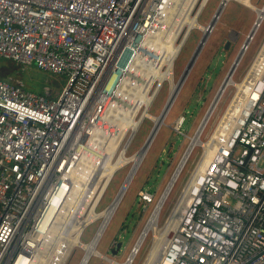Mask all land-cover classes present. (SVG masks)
Wrapping results in <instances>:
<instances>
[{
  "label": "built area",
  "instance_id": "built-area-1",
  "mask_svg": "<svg viewBox=\"0 0 264 264\" xmlns=\"http://www.w3.org/2000/svg\"><path fill=\"white\" fill-rule=\"evenodd\" d=\"M228 1L201 25L208 0H0V58L63 78L54 97L0 79V264H67L76 248L86 264L80 238L98 219L84 245L95 241L91 255L119 263L95 249L111 217L105 224L98 214L115 201L96 209L116 171L132 163L133 178L139 167L131 160L142 147L127 150L161 86L171 85L157 76L166 69L157 59L177 27L180 50L193 29L210 34ZM240 85L204 142L199 135L174 218L157 231V254L148 250L140 264H264V41ZM183 123L179 115L172 129L186 137Z\"/></svg>",
  "mask_w": 264,
  "mask_h": 264
},
{
  "label": "rangeland",
  "instance_id": "rangeland-1",
  "mask_svg": "<svg viewBox=\"0 0 264 264\" xmlns=\"http://www.w3.org/2000/svg\"><path fill=\"white\" fill-rule=\"evenodd\" d=\"M219 1L220 0H208V3L198 18L199 24L205 25L209 22L218 7ZM263 1L264 0H249V3L260 7ZM255 18V11L246 8L233 0L227 2L215 25L213 33L208 37L204 47L194 62L181 90L161 124L156 136L152 140L146 155L137 168L128 188L121 197L116 209L110 217V221L97 242L95 248L99 254L106 255L109 258L114 257V260L121 264L126 262L130 250L135 245L141 232L151 218L157 201L163 190L166 188L185 149L189 145L191 138L194 136L200 121L215 97L222 80L249 34ZM228 30H232V32L227 33ZM201 36L202 33L198 30L193 29L190 32L173 64L174 83H177ZM224 38L229 42L226 49L224 48V44L221 45ZM263 41L264 20L257 29L253 40L250 41L248 50L246 49L244 52L239 66L233 74V82L241 81L253 62ZM7 72H14L15 77L22 81L28 90L39 94H44L43 91L45 85H49L52 82H57L58 84L63 82L61 76H52L50 73L39 70L34 66L24 67L10 60L0 58V74ZM168 91L169 85L167 82H164L149 110V114L153 117H157L162 111L167 100ZM234 93L235 88L233 85L227 86L220 102L211 114L208 123L202 131L203 135L200 137V141L204 142L208 137L212 128L225 111ZM179 115L184 117L181 133H184L186 137L172 129L174 120ZM152 127L153 122L150 120L144 119L141 122L127 150V156L137 152L142 147ZM200 134L202 133L200 132ZM199 144L191 149L189 156L184 163L185 165H183L177 176V180L173 184L166 201L161 207L156 224L157 230L162 228L166 218L171 214L177 202V198L180 195V191L198 156L201 154V147ZM131 167L132 163H128L126 167L114 173L103 197L98 203L96 209L97 213L102 212V210L108 208V206L113 203ZM139 190L151 195L149 203H146L137 197V192ZM100 224L101 219H98L86 226L80 241L83 244L89 243L93 239ZM153 234V231L148 232L133 264H140L145 257L152 244ZM113 241L116 243L114 254L109 250ZM118 244L120 245L119 248H117ZM82 255L83 252L76 248L67 264H78ZM87 264L109 263L91 255Z\"/></svg>",
  "mask_w": 264,
  "mask_h": 264
},
{
  "label": "bare ground",
  "instance_id": "bare-ground-1",
  "mask_svg": "<svg viewBox=\"0 0 264 264\" xmlns=\"http://www.w3.org/2000/svg\"><path fill=\"white\" fill-rule=\"evenodd\" d=\"M239 2H240V4H241L242 6L248 8V9H250V10H252V11H255L256 16L258 15V18H259L258 21H257V24H258V25H256V26L254 27V29H253V31L255 30V32H254V34L252 35V38H251V40H250V41H252L253 38H254V36H255V33H256L257 29L260 27V24H261L262 21L264 20V7L256 8V6L251 5V4L249 3V0H239ZM183 20H184V23H185V22H188V23H190V24H194V23H195V22H194V21H195V18H191V17L189 18V17L186 16L185 18H183ZM178 30H179V27H177L176 30H174L173 34L170 35L169 44L166 46V50H165L164 52H162V53H161V56L159 57V59H157V61H158V68L161 67V66H163V65H166V69H165V71H158V72H157V76H159L160 80H161L162 78H168L169 81H170V84H171L170 87H169L168 96H167V100H169V105H170L169 110H170L172 104L174 103V101H175V99H176V97H177V95H178V93H179V91H180V90H178V89L176 88V84H177V83H174V81H172V79H171L172 63H173V61H175V60L177 59V57H178L177 54L180 53L179 51H181V50H180V48H181V44H177V43H175V41L177 40ZM247 50H248V48H247ZM178 55H179V54H178ZM238 66H239V64H238ZM238 66H237V67H238ZM237 67H236V68H237ZM232 78H233V75L231 76V79L227 82V85H226L225 89L227 88V86H229V85H233V87H234L235 89L238 88V89L240 90V89L242 88V86L240 85V82H233V81H232V80H233ZM150 83H151V82H149L146 86H138V89L148 91V90H149V87H150ZM225 89L217 95L216 99L214 100V102H213V104H212V107L210 108V110L208 111V113H207V115H206V118L204 119L202 125L200 126V128H199V130H198V133H197V135H196V137L191 138V144H190V147H189L188 151L186 152L185 156L183 157L181 163L179 164V167H178V169L176 170L174 176L172 177L171 181L169 182L168 187H167L165 193L163 194V196L161 197L160 202L158 203V205H157L155 211L153 212L151 218L149 219L148 224H147L145 230L143 231V233H142V235H141V238H140L138 244L136 245V247H134L135 249H134L133 254L135 253V251H136L137 248L139 247V244H140L141 242H143V239L147 236L148 232H151V231H153V233H154V234H153V238L155 239V241H154L152 247L149 249V250H150L149 253L151 254V256H155V255L157 254V252H158V250H159V248H160V245H161V242H160V240H159V239H160V236H158L157 231H159V230H161V229H158V230H157L156 224H157V220H158V216H159V212H160V210H161V207H162V205L164 204V202L166 201V198H167L169 192L171 191V189H172V187H173V184H174L175 181L177 180V176H178V174L180 173V171H181L183 165H185L184 163H185V161L187 160V158H188V156H189V153H190L191 149H192L193 147H195L197 144H199L198 135H199L200 132L203 131V129L205 128L206 124L208 123V120H209L211 114L213 113V111L216 109L218 103L220 102V99H221V97H222V95H223ZM149 100L151 101L152 99H149ZM167 100H166V101H167ZM146 105H147V102H146ZM169 110L166 112V115L168 114ZM135 111H136V108H134V110L132 111V113L134 114ZM144 112H145V111H144ZM165 117H166V116H165ZM147 118H148L150 121H152L153 124H155V123H160V119H158V117H153L152 115H150V114H148V113H147ZM164 119H165V118H164ZM163 121H164V120H163ZM136 127H137V123L134 124V129H133V131L136 129ZM150 132H151V131H150ZM150 132H149V133H150ZM156 134H157V132L153 131L152 134H151V137H150L149 141H150L151 139L153 140L154 137L156 136ZM148 135H149V134H148ZM146 139H147V138H146ZM152 140H151V142H152ZM149 141H148V142H149ZM148 142L146 143L144 149H143L142 151H140V153H138L136 156H134V157L132 158L131 161H134V163H135V167H134V169H135L138 165H140V160L143 159L144 154L147 152L148 148L150 147L151 142H150V143H148ZM116 165H119V164H117V163H114V164H107V166L105 167V169H104L103 172H102L103 175H106V174H107V176L109 177V175L112 173V171L116 168ZM131 177H132V176H130V178H129L130 180H132ZM128 183L130 184V181H129ZM128 183H126V185H125L124 188L122 189L120 195L123 194V191L126 189ZM148 199L150 200V199H151V196H149ZM179 199H180V198H179ZM117 201H118V200H116V202H115L111 207H109L106 211H104L103 213H101V215L98 214V216H104V218H105V224H106L107 220L109 219V217L112 216L114 210L116 209V207H117V205H118V204H116ZM118 203H119V202H118ZM175 206H176V204H175ZM175 206H174V208H175ZM174 208H173V209H174ZM173 212H174V210H172V212H171V216L169 217V218H171V220H173V218H174V215H172ZM90 216H94L92 210L90 211ZM96 216H97V215H96ZM105 224H104V225H105ZM162 227H163V226H162ZM157 239H158V240H157ZM72 240H73L74 243H77V238H76V237H75L74 239H72ZM94 244H95V241L92 242V243H90L89 245H84V244H82L83 248H84L85 251H86V254H85V257H84V262L90 257L91 254H95V253H96L95 250H94ZM140 245H141V244H140ZM133 254L129 257V259H128L126 262H124V263H122V264H129L130 260L134 259V257L136 256V255L134 256ZM115 264H121V263H115Z\"/></svg>",
  "mask_w": 264,
  "mask_h": 264
},
{
  "label": "water",
  "instance_id": "water-1",
  "mask_svg": "<svg viewBox=\"0 0 264 264\" xmlns=\"http://www.w3.org/2000/svg\"><path fill=\"white\" fill-rule=\"evenodd\" d=\"M262 7H264V4H263ZM220 13H221V11L219 10V11H217L216 14L213 16L212 21L210 22V27H211V28L214 27V25H215V23H216V21H217L219 15H220ZM258 19H259V18H258V15H257L256 18H255V21H254V23H253V26H252V28H251V30H250V32H249V34L247 35V37H246V39H245L243 45L241 46L239 52L237 53V55H236V57H235V59H234L232 65H231V67L229 68L227 74L225 75L224 79L222 80V82H221V84H220V86H219V88H218V90H217V92H216V94H215V97L213 98V100H212V102H211V104H210L208 110L206 111L205 115L203 116L202 120L200 121L199 126L197 127V129H196V131H195V133H194V136H193L192 138L196 137V135H197V133H198V130H199L200 126L202 125L204 119L206 118V115H207L208 111H209L210 108L212 107V104H213L214 100L216 99L217 95L225 89V87H226V85H227V82L231 79V76L234 74V72H235V70H236V67H237L238 64L240 63V61H241V59H242V57H243V55H244V52H245V50L247 49V47H248V45H249V43H250V40H251V38H252V35H253L254 32H255V30L253 31V29H254V27H255L256 25H258V24H257ZM211 28H210V29H211ZM208 36H209V32H208V31H206V32L201 36V38H200V40H199V42H198V44H197V46H196V48H195V50H194L192 56H191V58L189 59L187 65L185 66V69L183 70V72H182L180 78H179L178 81H177L176 88H177L178 90H180L182 84L184 83V81H185V79H186L188 73L190 72V70H191V68H192V66H193V64H194V62L196 61V59H197L198 55L200 54V52H201V50H202L204 44L206 43V41H207V39H208ZM228 45H229V42L226 43V45H225V49L228 47ZM58 87H59L58 84L55 85V88H56V89H57ZM169 107H170V105H169V100H167L166 103H165V105H164V107H163V109H162V111H161L160 114L157 116L158 119H160V123H155V124H153V127H152V129H151V132L149 133V135H148L147 139L145 140L144 144L142 145L141 151L144 149L146 143L149 141L152 132H153V131L157 132L158 129L160 128V126H161V124L163 123V120H164V118H165V116H166V112L169 110ZM199 134H200V133H199ZM198 139H199V135H198ZM151 140H152V139H151ZM151 140H150L148 143H150ZM190 144H191V140H190L189 145H188L187 148L185 149V151H184V153H183V156L181 157V160L179 161V163H178L176 169L174 170V172H173V174H172V176H171L169 182L171 181L172 177L174 176L176 170H177L178 167H179V164L181 163V161H182L183 157L185 156L186 152L188 151V149H189V147H190ZM128 175H129V174H128ZM127 178H128V179H127ZM127 178H126L125 182L121 185V187H120V189H119V191H118V193H117V195H116V198L114 199L115 202H116V200H118L116 204H118V202L120 201V199H121V197H122V195H120L122 189L124 188V186L126 185V183H128V181H129V177H128V176H127ZM169 182H168V184H169ZM168 184H167L166 188L163 190V192H162V194H161L159 200L157 201V204L155 205V208H154L153 212L155 211V209H156L158 203L160 202L161 197H162L163 194L165 193V191H166V189H167V187H168ZM127 186H128V185H127ZM126 188H127V187H126ZM123 192H124V191H123ZM114 201H113V202H114ZM119 247H120V245L118 244L117 248H119ZM114 252H115V251H113V253H114Z\"/></svg>",
  "mask_w": 264,
  "mask_h": 264
},
{
  "label": "trees",
  "instance_id": "trees-1",
  "mask_svg": "<svg viewBox=\"0 0 264 264\" xmlns=\"http://www.w3.org/2000/svg\"><path fill=\"white\" fill-rule=\"evenodd\" d=\"M0 79L14 83V84H19L21 87L27 89L25 84L15 77L14 72H11V73L7 72L4 74H0ZM55 85H57V82H52L49 85H45L44 91H43L44 95L48 97H54L58 90L55 88Z\"/></svg>",
  "mask_w": 264,
  "mask_h": 264
},
{
  "label": "crops",
  "instance_id": "crops-1",
  "mask_svg": "<svg viewBox=\"0 0 264 264\" xmlns=\"http://www.w3.org/2000/svg\"><path fill=\"white\" fill-rule=\"evenodd\" d=\"M240 4V3H239ZM263 4H264V1H263V3L261 4L262 6H263ZM260 5V7H257V8H261L262 6ZM223 11V10H222ZM222 13V12H221ZM221 13H220V15H221ZM220 17V16H219ZM218 20H219V18H218ZM218 20L216 21V23L218 22ZM216 23H215V25H216ZM254 23V22H253ZM252 23V24H253ZM215 25H214V27H213V29H212V31H211V33H213V31H214V29H215ZM251 27H252V25H251ZM232 32V30H228V32L227 33H231ZM234 32V31H233ZM238 32V31H237ZM239 32H241V31H239ZM257 32V31H256ZM210 33V34H211ZM210 34H209V36H210ZM256 34V33H255ZM208 36V37H209ZM228 41H226L225 40V38L223 39V41L221 42V45H223L224 44V48H225V45H226V43H227ZM205 45V44H204ZM249 46V45H248ZM204 47V46H203ZM248 48V47H247ZM189 74V73H188ZM188 76V75H187ZM187 78V77H186ZM186 80V79H185ZM185 82V81H184ZM184 84V83H183ZM183 86V85H182ZM182 86H181V88H182ZM181 88H180V90H181ZM159 130V129H158ZM158 132V131H157ZM146 155V153L144 154V156ZM144 158V157H143ZM143 160V159H142ZM97 244V243H96ZM96 247V246H95ZM96 249V248H95ZM114 254V253H113ZM103 256H106V255H103ZM107 257V256H106ZM109 258V257H108ZM112 258H114V257H112ZM88 262V261H87ZM87 264V263H86Z\"/></svg>",
  "mask_w": 264,
  "mask_h": 264
}]
</instances>
